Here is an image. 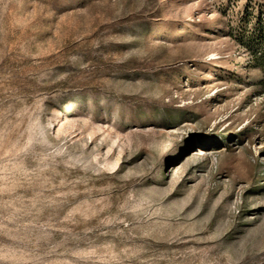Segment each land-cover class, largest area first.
<instances>
[{
  "label": "rangeland",
  "instance_id": "rangeland-1",
  "mask_svg": "<svg viewBox=\"0 0 264 264\" xmlns=\"http://www.w3.org/2000/svg\"><path fill=\"white\" fill-rule=\"evenodd\" d=\"M259 16L0 0V264H264Z\"/></svg>",
  "mask_w": 264,
  "mask_h": 264
},
{
  "label": "trees",
  "instance_id": "trees-1",
  "mask_svg": "<svg viewBox=\"0 0 264 264\" xmlns=\"http://www.w3.org/2000/svg\"><path fill=\"white\" fill-rule=\"evenodd\" d=\"M242 20L249 23L248 21L249 16H247L246 18ZM242 36L243 37H240V38L246 39V41H244V44H246L250 49L255 51L254 56H256V60H259V59L264 60V18L261 16L257 17L255 28L252 34L249 37H244L245 35H242ZM258 54H260L261 58Z\"/></svg>",
  "mask_w": 264,
  "mask_h": 264
}]
</instances>
